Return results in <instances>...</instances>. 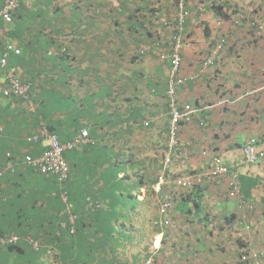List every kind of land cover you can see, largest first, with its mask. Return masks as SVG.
Wrapping results in <instances>:
<instances>
[{
	"label": "crops",
	"instance_id": "obj_1",
	"mask_svg": "<svg viewBox=\"0 0 264 264\" xmlns=\"http://www.w3.org/2000/svg\"><path fill=\"white\" fill-rule=\"evenodd\" d=\"M177 2L19 0L13 20L0 19L1 231L19 236L20 229L55 223L50 204L58 176L37 172L24 155L40 156L50 146L47 134L71 142L87 129L84 142L65 152V181L85 189L92 206L69 213L86 227L83 248L66 252L69 259L243 264L244 244L264 251V158L244 159L250 141L264 148V30L254 23L264 0L186 1L180 69L186 82L178 100L198 111L181 125L166 175L206 173L214 164L229 172L192 187L167 182L164 189L180 197L170 214L178 226L162 222L153 183L168 154L171 63L160 54L173 45ZM12 77L28 84L26 98L4 94ZM132 166L140 189L133 188ZM124 175L129 182H121ZM233 177L241 199L229 194ZM129 189L137 202L108 207ZM4 244L0 264H40Z\"/></svg>",
	"mask_w": 264,
	"mask_h": 264
},
{
	"label": "built area",
	"instance_id": "obj_2",
	"mask_svg": "<svg viewBox=\"0 0 264 264\" xmlns=\"http://www.w3.org/2000/svg\"><path fill=\"white\" fill-rule=\"evenodd\" d=\"M19 6V0H5L4 6L0 9V19L4 21H12L13 10ZM180 10L175 20L178 21L177 25L172 31V48L168 52H162L160 54L161 59H169L170 74H169V89L168 97L170 99L169 111H170V124H169V150L170 152L164 159L163 172L159 176L155 188L159 193L160 200V213L166 217L172 208H174L179 199L175 194L169 193V191L163 192V187L166 183L176 184L184 187H192L198 183L216 182L222 179V176L228 174L229 168L225 164H214L206 173H187L183 176L179 175L174 178H167V167L171 163V152L174 146L178 144V133L182 122L188 121L191 116L198 111L197 108L192 105L186 104L180 107L177 99V86L185 82V78L180 76L179 70L181 67V50L184 48V22L187 16L190 14V10L186 6L185 0H179ZM16 53L20 52L19 48H15ZM2 65L7 62V52L3 54L1 58ZM28 84L23 83L19 77H12L4 88L5 95H17L26 96L28 93ZM210 105H207V107ZM88 136V130L84 129L82 133L75 137L74 140L67 143L60 142L56 135H49L50 147L43 154L37 157L30 155L26 156V161L32 165H35L42 173H55L58 176L60 182H64L70 173V166L65 158L66 149L74 148L81 145L85 138ZM245 161L252 163L258 159L264 158V148L257 147L255 141H250L248 145L244 147ZM2 171H0V175ZM230 186L232 188V194L241 195L239 191V185L236 178L230 179ZM169 221L166 220V223ZM19 236L15 234L0 235V241L3 243L15 242ZM240 256L243 262L247 264H263L264 251L253 250L248 246L240 248ZM145 264H155L152 258L145 261Z\"/></svg>",
	"mask_w": 264,
	"mask_h": 264
},
{
	"label": "trees",
	"instance_id": "obj_3",
	"mask_svg": "<svg viewBox=\"0 0 264 264\" xmlns=\"http://www.w3.org/2000/svg\"><path fill=\"white\" fill-rule=\"evenodd\" d=\"M22 97L26 98V96ZM31 138L35 139L36 135L34 134ZM24 156L25 163H28L25 160L27 154ZM32 168L37 172H40V170L35 165H32ZM121 168L123 169V167ZM131 168L133 175L136 176V185L133 186V188L137 187V189H140L143 181L142 179H140V177H138V171L135 170V166H132ZM129 181L130 179H128L127 175H124L121 180V182ZM56 189L57 191L56 195L54 196V203L50 204V207L56 208V211L52 214V220L55 223L46 228L32 226L30 228L20 229L21 232L18 231L20 232L18 240H16L15 242H7L4 244V247L10 252H26L30 256V262L32 260H34V262L38 260L40 264H85L86 261H83L82 259H69L66 256V252L72 251L75 246L77 248H83L82 243H80L79 237L81 236L80 234H83L86 230V227L80 225V222L82 224H84V222H78L76 220L74 222H71L69 215L72 213L76 214L80 211L79 209H87V207H92L91 205L89 206V202L86 200L88 192H86L85 189H80V187L74 188V185L72 186L70 180L63 183L57 180ZM62 194L63 196L66 195V199L63 198ZM133 202H137V196L131 193L129 189L127 193L122 194L119 204H109L108 207H130ZM62 211L63 213L61 214ZM161 218L163 224L170 229H174L178 226L177 222H175L171 217L166 218L161 215ZM166 220H168L169 222L166 223ZM6 234H9V232L0 230V235ZM56 249H59L60 257L57 256ZM147 259H145V261ZM145 261L143 262V264H145ZM154 263L157 264L156 261H154ZM242 263L246 264V262L243 261Z\"/></svg>",
	"mask_w": 264,
	"mask_h": 264
},
{
	"label": "clouds",
	"instance_id": "obj_4",
	"mask_svg": "<svg viewBox=\"0 0 264 264\" xmlns=\"http://www.w3.org/2000/svg\"><path fill=\"white\" fill-rule=\"evenodd\" d=\"M186 1L187 0H185V3H186ZM5 4V3H4ZM20 4V3H19ZM4 6V5H3ZM2 6V7H3ZM177 6H178V11L180 10V7H179V0H178V2H177ZM186 6H187V4H186ZM1 7V8H2ZM188 7V6H187ZM18 8V7H17ZM17 8H15L14 10H13V13H14V11L17 9ZM177 11V12H178ZM12 13V14H13ZM255 21H254V23L256 24V25H259L258 27L260 28V29H262V30H264V13H256V15H255ZM13 20V19H12ZM9 22V21H8ZM11 22V21H10ZM183 36H184V31H183ZM8 48H10V47H8ZM17 48V47H16ZM14 49L15 48H13V51H14ZM165 52H168V51H165ZM7 55H8V51H7ZM161 60H163V59H161ZM165 61V60H164ZM2 62V61H1ZM6 64V63H5ZM180 69H181V67H180ZM181 72H180V70H179V74H180ZM183 77V76H182ZM185 78V77H184ZM185 82H186V78H185ZM181 84H179L178 86H177V94H176V99H177V101H178V103L180 104L179 106L180 107H183L184 105H186L187 103H181V101H179L178 100V87L180 86ZM168 89H169V87H168ZM167 97H168V90H167ZM169 103H170V99H169V97H168V108H169ZM189 105H191V104H189ZM193 106V105H192ZM194 107V106H193ZM169 111V110H168ZM169 115H170V111H169ZM194 115V114H193ZM192 115V116H193ZM171 116V115H170ZM170 116H169V124H170ZM191 116V117H192ZM191 119V118H190ZM189 119V120H190ZM188 120V121H189ZM188 121H185V122H182L181 123V125L183 124V123H186V122H188ZM181 125H180V127H181ZM169 129V128H168ZM83 131V130H82ZM82 131H81V133H82ZM179 132H180V128H179ZM48 135V138H50L49 137V135H54V134H47ZM168 135H169V130H168ZM88 137V136H87ZM60 140V139H59ZM61 142V141H60ZM49 143H50V140H49ZM62 143H67V141L66 142H62ZM168 143H169V136H168ZM179 143H180V138H179V133H178V144L176 145V146H174L173 147V149H172V152H171V156L173 155V151H174V149H175V147H177L178 145H179ZM262 148V147H261ZM49 149V148H48ZM69 149V148H68ZM67 150V149H66ZM46 151V150H45ZM66 152V151H65ZM170 152V150H169V145H168V153ZM44 153V152H43ZM42 153V154H43ZM64 155H65V153H64ZM168 155V154H167ZM166 155V156H167ZM65 158H66V156H65ZM244 159H245V156H244ZM262 159V158H261ZM67 160V159H66ZM258 160H260V159H258ZM257 160V161H258ZM68 162V161H67ZM246 162V161H245ZM249 163V162H248ZM252 163H254V162H252ZM69 164V163H68ZM70 166V165H69ZM174 177H177V176H174ZM174 177H172V178H174ZM157 183V181H155V183H153V188H154V191H155V194H156V199H158V204H159V209H160V200H159V193L157 192V190H156V188H155V184ZM198 184H203V183H198ZM197 185V184H196ZM238 187H239V191H240V193H241V195L239 196V195H235V194H232V188H230V190H229V194H230V196H233V197H238V199H241V198H243V195H242V190H241V187H240V184H239V182H238ZM166 190L164 189V187H163V192H165ZM176 195V194H175ZM177 197H178V199H179V201H178V203H177V205L180 203V197L178 196V195H176ZM176 205V206H177ZM176 206L174 207V208H172L171 209V211L169 212V214L166 216V218H168V217H170V214L172 213V211H174L175 210V208H176ZM159 213H160V211H159ZM244 246H247V245H245L244 244ZM241 247H243V246H241ZM240 257V259H241V256H239ZM154 260V259H153ZM242 260V259H241ZM247 264V263H246Z\"/></svg>",
	"mask_w": 264,
	"mask_h": 264
},
{
	"label": "rangeland",
	"instance_id": "obj_5",
	"mask_svg": "<svg viewBox=\"0 0 264 264\" xmlns=\"http://www.w3.org/2000/svg\"><path fill=\"white\" fill-rule=\"evenodd\" d=\"M216 258H214L212 261H211V263L210 264H214L215 262H216ZM222 262H225V259H221L220 260V263H222Z\"/></svg>",
	"mask_w": 264,
	"mask_h": 264
}]
</instances>
